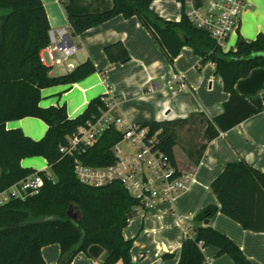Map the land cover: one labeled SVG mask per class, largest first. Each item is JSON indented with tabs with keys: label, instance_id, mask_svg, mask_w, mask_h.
<instances>
[{
	"label": "trees",
	"instance_id": "obj_1",
	"mask_svg": "<svg viewBox=\"0 0 264 264\" xmlns=\"http://www.w3.org/2000/svg\"><path fill=\"white\" fill-rule=\"evenodd\" d=\"M113 1L110 11L69 16L73 36L78 37L116 16L137 17L171 65L184 47L193 49L201 58V65L214 64L229 100L221 115L212 122L202 121L204 140L209 142L259 113L238 93L236 84L254 69L264 68V35H258L252 42L240 40L235 52L225 53L206 31L189 21L183 7L181 20L173 22L154 13L150 0ZM177 1L184 4L186 0ZM0 11L6 12L0 15V194L35 173L45 181L38 195L0 205V264H46L42 250L53 244L61 249L58 264H71L79 254H88L93 245L110 254L103 264H132L133 240H126L123 230L137 202L121 184L91 187L81 183L75 174L76 158L86 166L113 164L112 148L122 134L110 128L93 147L72 156L61 152L69 137L107 110L104 98L93 99L76 119L69 118L66 106L46 109L40 106L43 89L86 79L97 72L94 62L89 59L67 75L51 77V67L40 60L41 51L50 44L51 31L43 0H0ZM104 54L111 64L131 60L122 42L105 47ZM193 116L172 124H143L153 131L161 130L160 148L174 165L177 135L173 126L187 124ZM27 117L38 118L47 125L44 138L35 141L20 129H7L8 122ZM205 150L206 144L200 147L199 159ZM34 157L47 161L51 175L22 167L24 159ZM211 190L220 208L210 205L195 217L198 225L183 241L178 264H208L203 250L211 246L219 249V256H230L235 264H254L229 237L208 224L220 211L243 229L263 233L264 173L245 160L229 163L212 182ZM71 204L80 207L83 215L80 222L68 217Z\"/></svg>",
	"mask_w": 264,
	"mask_h": 264
},
{
	"label": "crops",
	"instance_id": "obj_2",
	"mask_svg": "<svg viewBox=\"0 0 264 264\" xmlns=\"http://www.w3.org/2000/svg\"><path fill=\"white\" fill-rule=\"evenodd\" d=\"M150 1L153 12L163 20H181L182 6L177 0ZM43 3L51 30L67 28L69 34H72L69 16L107 12L114 7L113 0H43ZM260 34L264 35V0H248L239 31L231 36L224 52H235L240 40L252 42ZM72 40L78 47L77 53L63 64L52 65L50 76L67 75L89 59L97 72L73 85L43 89L42 108L66 106L69 118L76 119L93 99L114 97L119 101L117 111L130 123L172 124L195 115L189 123L173 126L177 135L176 165L181 171L193 174L194 181L173 206L147 216L133 214L123 230L124 238L133 240L132 264H178L183 241L198 225L195 217L210 205L220 208L211 184L225 166L245 160L264 173V68L254 69L236 84L238 93L259 113L207 142L203 139L204 129L198 137L180 131L183 127H194L199 118L201 122L205 119L212 122L224 112L229 94L214 64L201 65V58L193 49L184 47L171 65L137 17L116 16L78 37L72 34ZM116 42L126 46L131 56L129 62L111 64L108 61L104 48ZM180 77L182 83L178 80ZM6 127L20 129L35 141L44 138L48 129L42 120L33 117L8 122ZM204 144L206 150L199 159L200 147ZM21 165L37 172L49 174L50 171L47 161L41 157L24 159ZM208 226L229 237L249 261L264 264V232L247 231L220 211ZM42 251L44 259L52 256V263L58 264L61 254L58 244L44 247ZM203 253L208 264H235L230 256H219L216 247H207ZM78 256L79 264H103L88 254Z\"/></svg>",
	"mask_w": 264,
	"mask_h": 264
},
{
	"label": "built area",
	"instance_id": "obj_3",
	"mask_svg": "<svg viewBox=\"0 0 264 264\" xmlns=\"http://www.w3.org/2000/svg\"><path fill=\"white\" fill-rule=\"evenodd\" d=\"M180 4L189 21L196 28L206 31L225 51L231 36L239 31L248 0H186ZM49 37L50 44L40 53L44 65L63 64L77 53L78 47L74 42L71 44L72 34L67 28L51 30ZM178 80L183 81L182 77ZM103 101L107 110L69 137L68 145L62 147L61 152L72 156L93 147L108 129L114 128L122 134L121 140L112 148L115 161L108 166L95 167L86 166L76 158L78 180L91 187L121 184L137 202L133 208L135 215L147 216L158 209L170 208L190 187L194 181L193 174L181 171L162 151L161 130L153 131L143 124L127 121L117 111L119 101L116 98H104ZM125 143L127 146L123 147ZM44 183V178L35 173L1 193L0 205L38 195Z\"/></svg>",
	"mask_w": 264,
	"mask_h": 264
},
{
	"label": "water",
	"instance_id": "obj_4",
	"mask_svg": "<svg viewBox=\"0 0 264 264\" xmlns=\"http://www.w3.org/2000/svg\"><path fill=\"white\" fill-rule=\"evenodd\" d=\"M6 12L0 11V15H4ZM73 45V41L71 42ZM1 168H0V175H1ZM67 215L70 219L80 222L82 220V211L79 206L71 204L67 210ZM88 255L93 259L99 260L101 263H106L109 260L110 254L99 245L91 246L88 251Z\"/></svg>",
	"mask_w": 264,
	"mask_h": 264
},
{
	"label": "rangeland",
	"instance_id": "obj_5",
	"mask_svg": "<svg viewBox=\"0 0 264 264\" xmlns=\"http://www.w3.org/2000/svg\"><path fill=\"white\" fill-rule=\"evenodd\" d=\"M4 12V11H3ZM77 41V40H76ZM199 121L196 123V124H194L195 126L193 127V125L191 126V128L189 129V127H186V128H184L183 127V129L180 131L181 132V134H190V136H193V137H198V135L199 136H201V131H202V129H203V126H204V123L203 122H201L200 120V118L198 119ZM189 129V130H188ZM183 136V135H182ZM186 136V135H185ZM127 146V143H125L124 144V146L123 147H126ZM40 160V159H39ZM42 160V159H41ZM40 160V161H41ZM45 165V164H44ZM43 164H42V166H44ZM49 175H51V171H49ZM126 232H127V230H126ZM49 246H52V245H49ZM49 246H47V247H49ZM47 256V255H46ZM50 257H52V256H49L48 255V257L46 258L45 257V262H46V264H53L52 263V261H51V259H50ZM54 258H55V256H54ZM58 258V257H57ZM80 259L81 258H79V256H77L74 260H73V262L71 263V264H79V262L78 261H80ZM57 260V259H56Z\"/></svg>",
	"mask_w": 264,
	"mask_h": 264
}]
</instances>
